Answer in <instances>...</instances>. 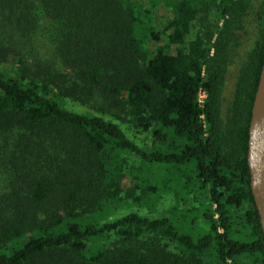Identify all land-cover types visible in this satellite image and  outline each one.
Wrapping results in <instances>:
<instances>
[{
    "label": "trees",
    "instance_id": "obj_1",
    "mask_svg": "<svg viewBox=\"0 0 264 264\" xmlns=\"http://www.w3.org/2000/svg\"><path fill=\"white\" fill-rule=\"evenodd\" d=\"M143 1L0 0V133L17 130L0 138V175L10 180L0 264H264L247 162L264 0H163L159 28ZM206 6L216 14L208 32L198 20ZM238 12L257 14L260 38L224 121L217 57ZM67 99L100 115L70 111ZM103 115L128 117L153 148ZM125 155L145 168L133 203L171 191L169 215L95 219L122 200Z\"/></svg>",
    "mask_w": 264,
    "mask_h": 264
},
{
    "label": "rangeland",
    "instance_id": "obj_2",
    "mask_svg": "<svg viewBox=\"0 0 264 264\" xmlns=\"http://www.w3.org/2000/svg\"><path fill=\"white\" fill-rule=\"evenodd\" d=\"M256 2L258 4V1ZM143 4L145 8L151 11V16L154 19L155 27L159 28V26H163L162 22L166 19L164 10L165 2L163 0H159L158 3H155L157 5H154L150 0H144ZM256 16L257 14L255 12L248 15H243L242 12H238L237 14H234L232 17H230L231 21L234 20L233 27L230 28V32L226 34L228 37L223 43V46H220V48H222L217 59L219 61L218 64L222 73L221 116L224 121H226V118L232 114L231 109L233 102L239 90L238 84L241 78V69H243L245 62L248 59V53H250L255 48L260 38L259 24L257 25V20H255ZM215 19V10L207 9V6L204 7V11H201L198 14L200 27L204 32H208L212 29L211 25L214 23ZM238 21H240V24H238ZM221 24L222 21L220 22L219 26H221ZM216 39L217 34L214 33L212 41L208 43V46L211 48L212 55L215 53V48L213 45L216 42ZM65 108L80 114L92 113L95 115H100L88 106L71 99H67L65 101ZM103 117L117 124L123 130V132L139 147L143 148L144 150H151V148H153V139L150 132L137 129L132 126L128 117H123L122 119L115 118L110 115H103ZM13 132H17V130L14 129L12 132H1V140L3 136ZM53 152L54 151L50 148L49 153L53 154ZM49 156L51 155H48L47 157ZM125 161V175L121 182L122 200L119 202V206L114 212L110 209L98 213L94 216L95 219L99 222H104L106 220V216H109L110 220H114L129 213H138L142 216L151 218L169 215L171 208L175 205V197L171 191L162 192L159 196L157 195L150 200L149 198H145L149 202L147 205L142 207L133 203L130 192H133V195L135 196L141 195L142 193L141 189L137 188L141 181L135 178L134 175L136 174L135 172H137L139 168H143V166L140 160L134 155H125ZM46 166L47 165H45V169H43L42 165L39 164L35 170L39 169V173L47 172ZM144 169L145 168H143V170ZM153 173L155 174V169L153 170ZM161 173L162 172H160L157 176H160ZM146 175H151V177L155 176L150 174L149 170L148 174ZM9 182L10 180L7 179L6 175H0V194H3L7 191ZM197 200L201 201L199 199ZM190 201L191 200H187L183 202L181 206L185 209H188L191 205Z\"/></svg>",
    "mask_w": 264,
    "mask_h": 264
},
{
    "label": "water",
    "instance_id": "obj_3",
    "mask_svg": "<svg viewBox=\"0 0 264 264\" xmlns=\"http://www.w3.org/2000/svg\"><path fill=\"white\" fill-rule=\"evenodd\" d=\"M247 162L250 188L264 234V60L251 109Z\"/></svg>",
    "mask_w": 264,
    "mask_h": 264
},
{
    "label": "built area",
    "instance_id": "obj_4",
    "mask_svg": "<svg viewBox=\"0 0 264 264\" xmlns=\"http://www.w3.org/2000/svg\"><path fill=\"white\" fill-rule=\"evenodd\" d=\"M205 98H206V94H205L204 91L201 90V91L199 92V102H200V104H203Z\"/></svg>",
    "mask_w": 264,
    "mask_h": 264
}]
</instances>
